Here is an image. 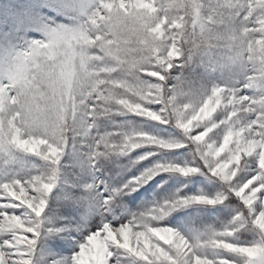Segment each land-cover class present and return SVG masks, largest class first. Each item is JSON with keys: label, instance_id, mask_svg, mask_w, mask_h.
I'll use <instances>...</instances> for the list:
<instances>
[{"label": "snow or ice", "instance_id": "obj_1", "mask_svg": "<svg viewBox=\"0 0 264 264\" xmlns=\"http://www.w3.org/2000/svg\"><path fill=\"white\" fill-rule=\"evenodd\" d=\"M53 10L69 22L43 24V38L0 53V155L8 158L3 164L26 154L49 165L47 172L31 175L0 173V264H34L41 216L66 148L74 139L83 141L97 118L119 110L173 124L186 143L144 132L119 141L106 134L91 143V158L192 144L203 162L153 164L122 190L136 191L162 172L187 176L206 170L226 182L248 212L240 209L230 226L194 242L152 223L154 213L104 222L79 243L71 264H122L121 252L144 264H264V238L233 239L246 225L264 234V0H60ZM194 62L208 73L233 64L240 78L232 87L205 89L197 78L170 75L174 67L189 69ZM249 157L256 166L240 176ZM223 199L177 197L156 212Z\"/></svg>", "mask_w": 264, "mask_h": 264}, {"label": "rangeland", "instance_id": "obj_2", "mask_svg": "<svg viewBox=\"0 0 264 264\" xmlns=\"http://www.w3.org/2000/svg\"><path fill=\"white\" fill-rule=\"evenodd\" d=\"M60 0H0V53L7 50H22L33 39L43 38L42 25L69 21L61 12L53 10ZM184 73L189 78H197L205 88L211 85L233 86V81L240 78L237 66L225 64L215 72H205L198 63L189 69L173 68L171 76ZM168 83H173L169 79ZM158 107V106H156ZM91 133L81 140H72L66 148L59 165L58 179L55 187L48 194L47 206L41 216V230L37 238L34 264H71V256L78 252L79 243L104 222L118 224L154 213L152 221L160 226L176 229L190 242L203 239L213 232L228 227L240 209L245 213L239 198L228 191L226 182L212 176L206 170L190 175L175 172H162L136 191L122 190V185L137 176L144 168L156 163L176 164L180 166L199 167L195 155V145L173 150L158 147H143L123 154L108 152L91 158V143L100 135L111 134V139L119 141L124 135L144 132L174 143H186L184 134L173 124L162 125L147 118L128 113L124 110L114 111L97 118ZM107 151V150H105ZM148 153L147 159L139 160ZM18 161L3 164L7 157L0 155V173L31 175L47 172L49 165L39 157L16 154ZM242 161L240 176H247L256 165ZM22 162V166H21ZM238 176L237 179L240 178ZM0 178H3L0 176ZM233 184L236 181L232 182ZM91 184V188L85 185ZM204 195L208 198L224 197L222 203L215 205L189 204L160 215L156 210L165 201L177 197ZM109 197L108 203H104ZM239 205V207H238ZM255 208V206H254ZM264 238L254 226L246 225L236 233L234 240L241 243H256ZM212 254V250H208ZM122 264H144L134 257L121 252ZM224 256L239 260L234 254Z\"/></svg>", "mask_w": 264, "mask_h": 264}]
</instances>
